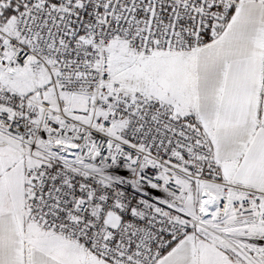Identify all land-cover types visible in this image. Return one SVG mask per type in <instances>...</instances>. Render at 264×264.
<instances>
[{
    "label": "snow or ice",
    "instance_id": "snow-or-ice-1",
    "mask_svg": "<svg viewBox=\"0 0 264 264\" xmlns=\"http://www.w3.org/2000/svg\"><path fill=\"white\" fill-rule=\"evenodd\" d=\"M0 264H264V0H0Z\"/></svg>",
    "mask_w": 264,
    "mask_h": 264
}]
</instances>
